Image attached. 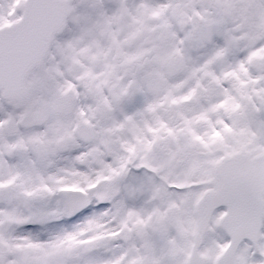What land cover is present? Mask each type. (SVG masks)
Segmentation results:
<instances>
[{
	"label": "snow or ice",
	"instance_id": "obj_1",
	"mask_svg": "<svg viewBox=\"0 0 264 264\" xmlns=\"http://www.w3.org/2000/svg\"><path fill=\"white\" fill-rule=\"evenodd\" d=\"M0 264H264V0H0Z\"/></svg>",
	"mask_w": 264,
	"mask_h": 264
}]
</instances>
